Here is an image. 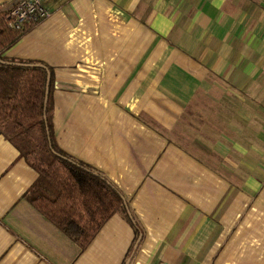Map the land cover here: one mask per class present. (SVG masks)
I'll return each instance as SVG.
<instances>
[{"label": "crops", "instance_id": "crops-1", "mask_svg": "<svg viewBox=\"0 0 264 264\" xmlns=\"http://www.w3.org/2000/svg\"><path fill=\"white\" fill-rule=\"evenodd\" d=\"M46 6L4 56L52 69L57 146L143 232L129 264H264V0ZM36 178L0 135V264H123L122 214L81 252L24 198Z\"/></svg>", "mask_w": 264, "mask_h": 264}, {"label": "trees", "instance_id": "trees-1", "mask_svg": "<svg viewBox=\"0 0 264 264\" xmlns=\"http://www.w3.org/2000/svg\"><path fill=\"white\" fill-rule=\"evenodd\" d=\"M7 11L0 8V135L37 173L24 198L81 252L115 214H122L134 232L123 262L129 264L130 254L143 237L139 223L125 197L103 174L57 146L52 69L37 61L5 58V52L34 26L8 28Z\"/></svg>", "mask_w": 264, "mask_h": 264}, {"label": "built area", "instance_id": "built-area-1", "mask_svg": "<svg viewBox=\"0 0 264 264\" xmlns=\"http://www.w3.org/2000/svg\"><path fill=\"white\" fill-rule=\"evenodd\" d=\"M47 1L13 0L7 11L8 28L19 30L26 24H37L47 19L51 14Z\"/></svg>", "mask_w": 264, "mask_h": 264}, {"label": "water", "instance_id": "water-1", "mask_svg": "<svg viewBox=\"0 0 264 264\" xmlns=\"http://www.w3.org/2000/svg\"><path fill=\"white\" fill-rule=\"evenodd\" d=\"M160 264H169V263H166V262H162V263H160Z\"/></svg>", "mask_w": 264, "mask_h": 264}]
</instances>
